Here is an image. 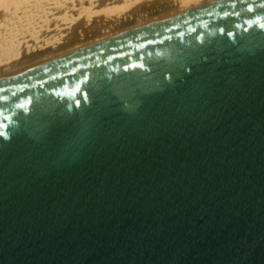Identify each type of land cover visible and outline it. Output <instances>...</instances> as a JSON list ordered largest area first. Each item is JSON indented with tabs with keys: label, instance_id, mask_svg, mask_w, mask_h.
<instances>
[{
	"label": "water",
	"instance_id": "obj_1",
	"mask_svg": "<svg viewBox=\"0 0 264 264\" xmlns=\"http://www.w3.org/2000/svg\"><path fill=\"white\" fill-rule=\"evenodd\" d=\"M261 24L218 0L0 77V264H264Z\"/></svg>",
	"mask_w": 264,
	"mask_h": 264
},
{
	"label": "bare ground",
	"instance_id": "obj_2",
	"mask_svg": "<svg viewBox=\"0 0 264 264\" xmlns=\"http://www.w3.org/2000/svg\"><path fill=\"white\" fill-rule=\"evenodd\" d=\"M218 0H0V77Z\"/></svg>",
	"mask_w": 264,
	"mask_h": 264
},
{
	"label": "snow or ice",
	"instance_id": "obj_3",
	"mask_svg": "<svg viewBox=\"0 0 264 264\" xmlns=\"http://www.w3.org/2000/svg\"><path fill=\"white\" fill-rule=\"evenodd\" d=\"M248 10L251 11L252 9L249 8ZM260 27L264 28V24H261Z\"/></svg>",
	"mask_w": 264,
	"mask_h": 264
}]
</instances>
